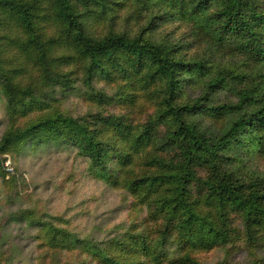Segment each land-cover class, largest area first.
<instances>
[{"label": "trees", "instance_id": "16d2710c", "mask_svg": "<svg viewBox=\"0 0 264 264\" xmlns=\"http://www.w3.org/2000/svg\"><path fill=\"white\" fill-rule=\"evenodd\" d=\"M154 4L166 10L147 28L104 30ZM167 17L190 27L187 51L200 53L153 37ZM5 25L19 30L11 43L35 74L26 84L4 76L8 116L37 115L3 134L0 159L27 143L72 146L93 178L126 191L161 223L153 234L132 226L95 242L31 218L39 264H71L62 253L77 250L96 264H202L192 253L218 247L244 248L262 264L264 175L250 163L264 160V0H0ZM77 82L101 109L134 108L136 92L157 97L156 108L140 127L125 115L56 112L58 89L79 90Z\"/></svg>", "mask_w": 264, "mask_h": 264}, {"label": "rangeland", "instance_id": "374dc122", "mask_svg": "<svg viewBox=\"0 0 264 264\" xmlns=\"http://www.w3.org/2000/svg\"><path fill=\"white\" fill-rule=\"evenodd\" d=\"M165 10L166 8L154 4L148 14L137 13L130 21L123 19L122 22L114 24L106 22L107 27L104 30L110 28L117 30V33L134 34L149 26L152 17L157 15L156 11H160L162 15ZM166 19L164 23L162 20L157 21L159 26L154 28L153 37L158 42L167 39L177 44L181 52L185 53L188 48L185 40H190V27L176 18ZM18 38H21V34L13 25L0 26V83L10 72L15 73L21 84L35 78V74L26 65L25 58L19 55V50L11 43V40ZM200 52L194 46L185 54L191 56ZM96 86L104 88L105 85L98 83ZM75 88L79 90L61 93L58 89L55 101L52 102L56 106V112L72 118L95 113L125 115L130 123L139 126L153 115L158 100L157 97L149 99L145 92H136L137 104L134 108L101 109L102 106H94L85 99L84 87L80 82L75 84ZM105 90L107 93L115 91L114 88ZM8 115L7 102L0 90V139L9 128L23 126L37 113L16 118L15 123ZM3 159H0V264L40 263L42 240L36 235L40 228L36 223L31 224V218L34 221L54 223L79 239L95 242H105L132 226L137 231L144 233L147 230L153 234L155 228L161 225L147 217L145 205L144 208L134 207L135 201L126 191L112 188L93 178L88 160L78 155L72 146L52 143L34 146L27 143L13 155L5 154ZM141 161L139 159L136 162L135 173L139 174L143 170ZM250 166L264 175V160L253 159ZM25 213H29L30 217H25ZM192 255L202 264L253 262L249 251L244 248L232 250L229 254L218 247ZM257 257L264 264V249L258 250ZM62 261L71 264H96L86 253L79 250L62 253Z\"/></svg>", "mask_w": 264, "mask_h": 264}]
</instances>
